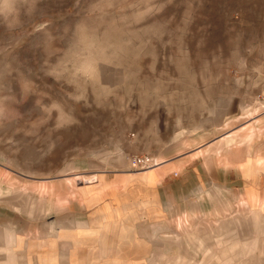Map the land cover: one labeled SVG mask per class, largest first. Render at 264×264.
<instances>
[{"label": "rangeland", "instance_id": "obj_1", "mask_svg": "<svg viewBox=\"0 0 264 264\" xmlns=\"http://www.w3.org/2000/svg\"><path fill=\"white\" fill-rule=\"evenodd\" d=\"M234 132L250 143L213 150ZM262 160L264 0H0V234L20 264H49L52 236L78 255L141 194L181 219L165 264H264L240 202L264 200Z\"/></svg>", "mask_w": 264, "mask_h": 264}, {"label": "crops", "instance_id": "obj_2", "mask_svg": "<svg viewBox=\"0 0 264 264\" xmlns=\"http://www.w3.org/2000/svg\"><path fill=\"white\" fill-rule=\"evenodd\" d=\"M235 134L238 133L234 132V133L226 134L225 136L220 138L217 142L222 141L225 138H230V136H233ZM215 142L213 143V146ZM198 151L200 152L201 150ZM256 166L260 168V170L264 171V163L260 162V164L258 163ZM158 169H155V171L150 172V174H156V178H157L159 173V171H157ZM148 174L149 173H145V175L143 176L145 180ZM139 185L142 186L141 189L143 190H147L150 188V184L147 183H139ZM145 196L147 195L141 194L142 198H137L136 199L137 201H135L134 203L126 204L130 207V211L128 212V216L126 217L127 219L123 217L112 219L109 222L110 226L108 227V230H101V233L99 235V239L101 238L100 242L98 240L97 241L95 240L94 242L90 240H85L83 246L79 247L78 249V255H76L75 252L69 249V245L67 246V249H65L62 253H59L58 242H57V245L55 247L57 250L52 255L54 254H57L58 256L60 255L58 264H165V258H164L165 255L168 254V256H171L169 258H173V256L175 257L177 255H180L179 253L180 250L178 251L174 249L176 247L179 248L180 244L175 241H171V240L169 241L167 239L168 236L167 233L177 232V231L175 229H169V226L166 227V221H168L167 223H171L179 220L181 221V219H179V217H177V219L176 218L174 219V216L166 217L163 214V209L159 207L157 204H155V202L157 201H151L149 198ZM242 199H243L242 201L247 203L248 208L247 207L244 208L248 210L249 213V215H246V217H242V222L248 223L247 225H245V228H247V233H249L250 236L252 235V237L257 238L256 242H254L255 241L254 239L253 241H251L252 238H250L248 240L250 242L246 241V244L251 243L252 245H255L259 243L262 245L261 242H263L262 239H264V200L259 198L252 199L247 197H243ZM13 200L15 201V199ZM107 200L112 201V198H109ZM153 200L156 199L153 198ZM82 203L83 206H86V204L83 201ZM114 205L116 206V208H122L124 206L122 202ZM178 216H180V214H178ZM215 216L218 217L227 216V214L217 213L215 214ZM95 218L96 216H93L88 220H85V222L92 224ZM220 221L222 223H225L226 228H229L228 227V222L230 221L229 219L228 220L226 219L224 221L220 220ZM81 224H82V220L77 219L74 222L70 223L68 226L71 227ZM105 224H106L105 220L101 219L99 224L98 223L94 224V227H100L101 229L104 228L103 226H105ZM214 230L215 227H210L208 232H205L199 236L200 239L202 237H207L209 233L212 235ZM5 231H2L1 232L2 234H0V256L2 255V257H4L2 259L3 264H20L21 262L19 260H23V257L18 256L15 253H12V248L10 247L13 239H16V236L11 235L10 233H5ZM68 232L69 234H71V236H74L75 231H73L72 229H70L69 231L68 229ZM101 235L102 237H100ZM55 237L56 236H52L50 239L49 238L46 239V241L49 242ZM86 237L88 238V236H85V238ZM259 238L261 242L258 241ZM69 239L71 240V238H68L67 240ZM19 241L21 242L20 239ZM40 241L43 240L39 239L37 242H30V240L28 239L25 241V245L28 248H31L34 246V244H38V242ZM199 243H201L200 240ZM211 244H213V242H211ZM75 245L77 246V244ZM171 245H173V250L169 249ZM250 245L248 246V248H250L249 251H251V247H252ZM224 247L225 246L221 247L222 254L228 252V248H226L227 250H225ZM211 248L212 245L206 244L205 253H209L211 255L217 253V251H214ZM5 251L8 252V255L10 254L16 258L14 260H10V257L7 256V253ZM249 251H248V255H249ZM196 252L198 253L197 258H202L201 256L202 253L198 251ZM242 255L245 256V254ZM91 258H94V260L91 261ZM212 260L213 257H207L206 263L203 264H214ZM248 261L249 260H246L245 263L243 264H247ZM51 263L52 262H49V264Z\"/></svg>", "mask_w": 264, "mask_h": 264}, {"label": "bare ground", "instance_id": "obj_3", "mask_svg": "<svg viewBox=\"0 0 264 264\" xmlns=\"http://www.w3.org/2000/svg\"><path fill=\"white\" fill-rule=\"evenodd\" d=\"M254 135V134H253ZM225 138V137H224ZM251 139V136H249L248 138L246 137H244V138H242L241 137V135L240 134H235V135H233V136H230V138H225L224 140H222V141H219V142H217L215 145H214V147H213V150L215 151V152H217V153H221V152H223L226 148H228V147H231L232 145H235L236 143H241V144H249L250 143V140ZM250 146V145H249ZM260 162H262V163H264V161L262 160V161H260ZM163 162H156L155 163V165H154V167H159L161 164H162ZM96 177L97 176H93V177H91V178H89V179H86V177L85 176H83V175H75V178H74V180H76V181H78V180H83V181H85V182H87V183H91L93 180H95L96 179ZM147 178H146V180H148V178H156V174H150V175H147L146 176ZM84 178V179H83ZM13 199H15V201H21L22 200V197H21V194L19 193V192H13ZM12 201H14V200H12ZM12 205L14 204V203H11ZM22 205V204H21ZM241 205L242 206H244V207H247L248 208V205H247V203L246 202H244V201H242V203H241ZM231 206V205H230ZM35 209V208H34ZM248 211V210H247ZM35 213H46V210L43 208V209H35ZM248 224V223H247ZM240 224H239V222L238 221H231V222H229V225H228V227H229V229H231L232 230V228H236V227H238ZM246 225V224H245ZM66 231V230H65ZM68 231V230H67ZM66 235V234H65ZM61 238H62V236H61ZM42 243H45V242H43V241H40L39 242V245H42ZM51 244H53V245H56L57 244V241L56 240H53L52 239V242H51ZM251 243H247L246 245H245V247H247V253H248V251H249V249L250 248H248V246L250 245ZM250 246H252V244L250 245ZM234 251H236L235 249L234 250H232L231 252H234ZM6 253H7V256H9L10 257V260H14L16 257H14V256H12V255H8V252L7 251H5ZM240 253V252H239ZM233 255H235V254H233ZM233 255L231 254L230 256H231V258L233 257ZM53 256V258H52V263H57V262H59V258H60V255L58 256L57 254H54V255H52ZM103 256V255H102ZM236 256H238V255H236ZM94 260V258H91V261H93ZM179 261H181V259L179 258L178 259ZM249 261H251V260H249ZM182 262H185V261H182ZM176 264H178V263H176ZM189 264V263H188Z\"/></svg>", "mask_w": 264, "mask_h": 264}]
</instances>
